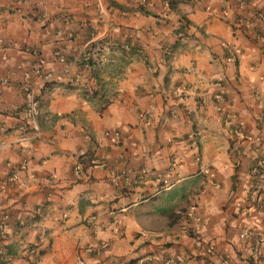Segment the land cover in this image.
<instances>
[{"label":"crops","instance_id":"1","mask_svg":"<svg viewBox=\"0 0 264 264\" xmlns=\"http://www.w3.org/2000/svg\"><path fill=\"white\" fill-rule=\"evenodd\" d=\"M259 14L264 0H0V264H264Z\"/></svg>","mask_w":264,"mask_h":264},{"label":"built area","instance_id":"2","mask_svg":"<svg viewBox=\"0 0 264 264\" xmlns=\"http://www.w3.org/2000/svg\"><path fill=\"white\" fill-rule=\"evenodd\" d=\"M145 1V0H142ZM258 20H264V14H259L257 16ZM252 23L251 20L240 18L236 24V26H247ZM78 57V56H77ZM74 58L76 61L78 58ZM61 61H64L63 56H59ZM73 60V61H74ZM36 73L40 74L41 70L39 67L35 70ZM22 91L24 94V103H23V110L27 116V120L31 126L32 135L38 136L39 129L36 125V116L39 112V101L37 99L36 91L32 87L31 84L24 82L22 84ZM251 143L255 146V149L261 151L260 156H257V160L251 166L249 171V176L253 182L252 187L255 191L251 192V200L255 201L254 208L257 212L264 211V193L258 192L261 189V184L264 181V134H256L251 138ZM258 151V152H259ZM255 193V194H254ZM239 205V204H238ZM246 232L241 233V237H246ZM259 244V242H258Z\"/></svg>","mask_w":264,"mask_h":264}]
</instances>
